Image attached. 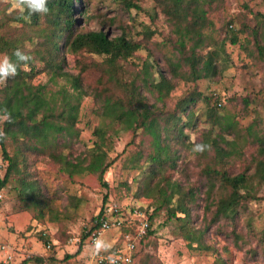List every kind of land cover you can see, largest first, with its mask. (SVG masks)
I'll return each instance as SVG.
<instances>
[{
	"label": "rangeland",
	"instance_id": "rangeland-1",
	"mask_svg": "<svg viewBox=\"0 0 264 264\" xmlns=\"http://www.w3.org/2000/svg\"><path fill=\"white\" fill-rule=\"evenodd\" d=\"M195 1L209 9L203 38L206 44L224 43L226 55L220 58L226 68L219 78L196 82L201 94L192 109L196 127L184 130L182 136L170 130L166 140L161 133L158 143L163 151L141 125L127 128L122 119L107 116L104 98L98 95L104 88L105 96L122 97L125 86H141L136 74L145 60H156V71L167 68L166 58L178 59L177 46L165 39L173 27L162 14L161 0H130L139 9H124L118 0H82L89 19H81V32L102 30L110 39L123 35L140 48L131 58L109 67L105 55L87 48L66 51L64 70L85 76L79 101L60 96L53 100L61 88L71 94L70 85L52 77L36 61L39 73L26 77V84L44 87L53 100L44 114L64 129L50 131L46 138L27 134L4 141L7 156L16 160L18 168L9 171L0 189V264H87L91 248L88 236L83 235L103 205L117 208L124 220L121 230L101 236V243L108 247L113 242L122 245L125 236L135 238L140 221L147 219L151 232L136 239L135 264H264V177L256 171V159L264 157L248 136V132L264 135V61L258 59L256 45V40L264 43V20L255 18L257 13L264 17V0ZM11 8V0H0V12L15 11ZM229 20L234 24L236 44L224 37ZM256 30L259 37H255ZM4 55L0 51V57ZM109 76L122 83L109 81ZM5 85H0V101ZM191 87L177 79L164 104L148 100L154 104L158 126L170 114H177L175 104ZM203 96L210 100L206 102ZM217 97V112L234 117L232 133L224 138L233 142L235 155L222 158L220 164L211 148L203 153L192 151L194 144L203 142L204 132H219L209 118ZM74 107L72 124L69 116ZM92 150L106 154L108 167L102 176L86 168ZM7 164L0 148V181ZM207 167L225 174L208 173ZM242 172L250 178L246 188L236 191L220 177ZM25 183L34 184L37 192L20 196ZM235 200L231 206L229 202Z\"/></svg>",
	"mask_w": 264,
	"mask_h": 264
},
{
	"label": "trees",
	"instance_id": "trees-1",
	"mask_svg": "<svg viewBox=\"0 0 264 264\" xmlns=\"http://www.w3.org/2000/svg\"><path fill=\"white\" fill-rule=\"evenodd\" d=\"M118 1L124 9L140 8L136 3H131L130 0ZM161 4H164L162 14L169 18L173 27V30H170L169 33L170 37L165 39L168 44L173 43L177 46L178 59L171 62L166 58L167 68L164 70L163 68L157 69L156 71L157 61L154 60L153 63L145 60L139 73L136 74L137 78H141L142 85L131 86L130 88L125 86L122 97L120 95L107 97L104 95V88L98 94L104 98V107L108 112L107 116L110 115L115 120L122 119L123 122L127 123V128H130L133 124L136 127L141 125L150 132L158 148L161 133L166 137L164 139L166 140L168 139V132H171L170 130L174 129L176 136H182L184 130L196 127L192 121L194 118L192 109L196 100L201 99V94L195 89L196 82L201 79L219 78L226 68L223 64L225 60L220 58L222 54L226 55L223 48L224 43L218 44L210 41L206 44L203 38L202 29L209 25L206 19L209 9L207 10L205 6H199L195 0H161ZM47 7L49 9L47 14L34 13L30 16L27 10L23 13L19 10L9 13L0 12L2 14V18H0V51H3L15 61L16 58L13 55L15 50L19 49L24 52L25 48L29 51L24 53L32 57L28 63L29 70L25 71L22 65L19 66L18 74L6 80V85L2 91L0 121L2 117L7 116L8 118L0 124V130L5 133L6 139L7 137H11V139L16 136L22 137L27 134L46 138L48 132H57L64 129L48 121L50 116L44 114L50 108L52 100L47 96L44 87L40 85L34 88L26 84L27 79H31L39 73L37 68L40 65L36 61L42 63L45 72L50 73L52 77L62 78L70 85L71 94L66 92V89L61 88L59 92L54 93L53 100H56L55 96H60V99L74 98L79 101L84 94L82 81L85 76L64 70V54L66 51L77 53L81 49L87 48V50L99 55H105L107 57L105 62L109 67L113 66L115 61L131 58L134 52L140 48L139 43L126 40L122 34V36L110 39L107 37L106 32L102 30L81 32L80 28L83 24L81 19L83 18L85 21L89 19L85 14V10H83L82 0H48ZM6 8L4 9L6 10ZM257 17L264 20L261 13H257L255 18ZM233 28L234 24L229 20L226 23L227 32L224 37L229 39L231 44H236L238 40ZM259 33L256 30L255 37ZM148 37H150V34H146V38ZM188 45L189 48L186 51ZM256 45L258 59L264 61V43L259 44V41L256 40ZM205 48L209 49L206 53H203ZM109 78V81L113 83H122L116 77L109 76ZM177 79L183 80L186 84H191L192 87L175 104L177 114H170L163 122L164 125L158 126L159 122L155 118L154 104H149L148 100L153 99L154 103L164 104L163 101L173 91ZM132 83L131 81L130 84ZM203 100L207 102L210 99L208 96H203ZM213 100L215 102L214 112L209 115V118L211 125H215L219 132H204L201 144L211 145V149L217 155L215 162L220 164L223 161L222 158L229 159L235 155L233 142L226 141L224 138V135L232 133L230 131L233 129L234 117L218 113L215 105L219 102V99L217 97ZM76 108L74 107V112L71 115L69 114L72 124L75 122ZM161 112L160 110L157 111L158 114H161ZM183 113H185V116H183ZM248 136L253 137L254 142L258 145V154L264 157V135L260 136L258 132H248ZM5 140H0V148L8 164L5 176L0 181V189L5 186L9 171L17 172L18 168L16 160L8 157L5 152ZM159 149L163 151L165 148ZM105 159L106 154L103 151L92 150L86 168L89 172L98 173L102 176L108 167V164H105ZM256 160L258 162L256 171L261 177H264V160ZM206 171L208 173L213 172L214 175L225 174V172L221 173L211 167H207ZM220 177L234 191L238 187L246 188L250 178L244 172L231 175V177L227 174ZM35 191L37 192V187L34 184L25 183L21 185L19 195L27 196ZM105 200L106 198L103 202ZM229 204L231 206L236 205V200L229 202ZM104 207V205L101 206L97 214L92 217L90 227L83 238L98 226L93 221L102 215ZM219 212H223V210L220 209ZM172 216H175V214L173 213ZM149 233L147 234L149 235Z\"/></svg>",
	"mask_w": 264,
	"mask_h": 264
},
{
	"label": "built area",
	"instance_id": "built-area-1",
	"mask_svg": "<svg viewBox=\"0 0 264 264\" xmlns=\"http://www.w3.org/2000/svg\"><path fill=\"white\" fill-rule=\"evenodd\" d=\"M118 213L117 208L107 207L103 209L101 216L94 219L93 223L98 226L87 235L88 246L91 248L90 254L87 256V264H135L136 239L141 240L147 235L149 231L147 219L140 221L135 238L125 236L122 245L114 243L113 246L108 247L101 243L99 249L95 248L96 241H100L103 233L118 231L123 227L124 220Z\"/></svg>",
	"mask_w": 264,
	"mask_h": 264
},
{
	"label": "clouds",
	"instance_id": "clouds-1",
	"mask_svg": "<svg viewBox=\"0 0 264 264\" xmlns=\"http://www.w3.org/2000/svg\"><path fill=\"white\" fill-rule=\"evenodd\" d=\"M47 4L48 0H11V10H19L21 13L27 10L29 16L34 13L47 14L49 12ZM13 55L16 58L15 61L7 55L0 57V85L4 84L8 78L15 77L18 74L19 66L22 65L25 69H27L28 63L32 59L30 55L19 49L15 50ZM4 118L7 119L8 117L5 116ZM5 139V133L3 130H0V140ZM210 148L211 145L208 144H194L192 151L195 153H203ZM100 247L101 242L98 240L96 241L95 248L99 249Z\"/></svg>",
	"mask_w": 264,
	"mask_h": 264
},
{
	"label": "crops",
	"instance_id": "crops-1",
	"mask_svg": "<svg viewBox=\"0 0 264 264\" xmlns=\"http://www.w3.org/2000/svg\"><path fill=\"white\" fill-rule=\"evenodd\" d=\"M111 241H112V237H111ZM114 243H115V242L112 243V246H113Z\"/></svg>",
	"mask_w": 264,
	"mask_h": 264
}]
</instances>
